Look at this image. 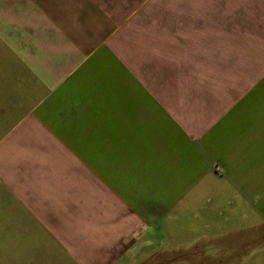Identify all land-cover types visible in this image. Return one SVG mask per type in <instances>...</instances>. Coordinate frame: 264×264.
Wrapping results in <instances>:
<instances>
[{
	"label": "crops",
	"instance_id": "crops-1",
	"mask_svg": "<svg viewBox=\"0 0 264 264\" xmlns=\"http://www.w3.org/2000/svg\"><path fill=\"white\" fill-rule=\"evenodd\" d=\"M257 229L264 0H0V264H243Z\"/></svg>",
	"mask_w": 264,
	"mask_h": 264
},
{
	"label": "rangeland",
	"instance_id": "rangeland-1",
	"mask_svg": "<svg viewBox=\"0 0 264 264\" xmlns=\"http://www.w3.org/2000/svg\"><path fill=\"white\" fill-rule=\"evenodd\" d=\"M210 204V203H209ZM229 207V206H227ZM228 210V209H227ZM229 211V210H228ZM230 213V211H229ZM215 220H219V219H213ZM213 221V222H214ZM228 221V222H227ZM233 219L230 217V219L225 220L224 222V227L223 229H218V231H216V229H213V231H215V235L218 237L220 236V234L218 232H222V235L224 236V240L225 242H228L231 238V235L229 234V232H232L231 228L234 225V222L232 223ZM256 221L258 222V219H256ZM205 231H211L212 229L209 227H206V229H204ZM258 231V229H257ZM224 232V233H223ZM181 239L176 238V241L180 243L184 242L185 239H182V237H180ZM188 241V240H186ZM231 241V240H230ZM246 252H248L247 256H246V260L243 262L242 259H239L243 264H264V229H260L257 232V238L254 244H252L250 250H247ZM238 259H235V261H239Z\"/></svg>",
	"mask_w": 264,
	"mask_h": 264
}]
</instances>
